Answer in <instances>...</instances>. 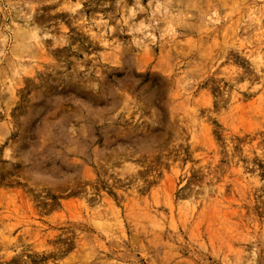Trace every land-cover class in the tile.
<instances>
[{"label": "rangeland", "instance_id": "1", "mask_svg": "<svg viewBox=\"0 0 264 264\" xmlns=\"http://www.w3.org/2000/svg\"><path fill=\"white\" fill-rule=\"evenodd\" d=\"M0 264H264V0H0Z\"/></svg>", "mask_w": 264, "mask_h": 264}, {"label": "bare ground", "instance_id": "2", "mask_svg": "<svg viewBox=\"0 0 264 264\" xmlns=\"http://www.w3.org/2000/svg\"><path fill=\"white\" fill-rule=\"evenodd\" d=\"M46 97V96H45ZM46 100V99H45Z\"/></svg>", "mask_w": 264, "mask_h": 264}]
</instances>
